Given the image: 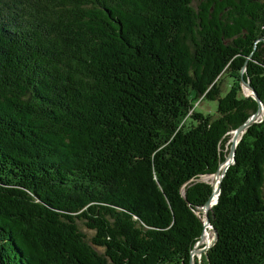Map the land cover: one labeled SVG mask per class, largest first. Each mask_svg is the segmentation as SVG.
I'll list each match as a JSON object with an SVG mask.
<instances>
[{"label":"trees","instance_id":"16d2710c","mask_svg":"<svg viewBox=\"0 0 264 264\" xmlns=\"http://www.w3.org/2000/svg\"><path fill=\"white\" fill-rule=\"evenodd\" d=\"M192 1L0 0V264L189 263L211 194L195 179L257 107L242 68L264 107V0ZM263 190L264 116L202 264H264Z\"/></svg>","mask_w":264,"mask_h":264},{"label":"water","instance_id":"95a60500","mask_svg":"<svg viewBox=\"0 0 264 264\" xmlns=\"http://www.w3.org/2000/svg\"><path fill=\"white\" fill-rule=\"evenodd\" d=\"M242 72H243V68L240 70V76H239L240 85H241L243 90L245 89L247 91V94H245V95H249L255 100L257 107H256V110L253 113H251L242 124H240L233 131H231V136L229 139V146H228L227 153H226L224 159L218 164V167L216 168L214 173L211 174L216 178V180L214 181V183H216V185L214 187L213 181L209 182V184L211 186V194L206 199L204 204L200 207L203 210L202 214L204 217L203 220L201 219L202 220V226H203L202 231H204L205 229L211 228V231L213 233V241L216 238V232H215V229L209 223L208 211H209L210 207L213 204H215V202H216V199H217V196L219 193V182L221 181V178H222L227 166L233 162L234 148H235V145L239 139V136L243 132L244 128L253 122L261 121L263 116H264V107H263L261 101L259 100L257 94L253 90V88L248 84L247 81H245L243 79ZM213 241L211 243L202 245L200 248H197L196 251H194L195 252V256H194L195 257V263L194 264H200L201 255L204 254L205 251L212 245ZM195 244H196V242L193 244V246L190 250V259H189L188 264H191V257H192V253H193V249H194Z\"/></svg>","mask_w":264,"mask_h":264},{"label":"rangeland","instance_id":"374dc122","mask_svg":"<svg viewBox=\"0 0 264 264\" xmlns=\"http://www.w3.org/2000/svg\"><path fill=\"white\" fill-rule=\"evenodd\" d=\"M191 6L195 9V6H196V1L195 0H193L192 2H191ZM225 86H226V83L224 82L223 83V89L225 88ZM243 93L244 94H247V91L244 89L243 90ZM213 108H214V104H213V102H210V101H204V100H202V101H197L196 102V109H198V110H200V111H202V112H212V110H213ZM195 180H198V181H203V182H207V183H209V182H212L213 180H214V176H210V175H200V176H198ZM264 191V190H263ZM203 211V210H202ZM203 214H202V212H201V216H202ZM204 219V217L202 218V220ZM78 227H79V229H80V231L81 232H83L84 233V235L86 236V238L88 239L90 236H91V234H92V232L90 231V230H88L87 228H85V226L82 224V223H80V222H78ZM210 237H211V242L213 241V233H212V231L210 230ZM201 239V238H200ZM210 242V243H211ZM206 244V243H205ZM204 244V245H205ZM197 246V245H196ZM201 247V246H200ZM203 255V254H202ZM194 263V260H192V264ZM201 264H202V262H200Z\"/></svg>","mask_w":264,"mask_h":264},{"label":"bare ground","instance_id":"6f19581e","mask_svg":"<svg viewBox=\"0 0 264 264\" xmlns=\"http://www.w3.org/2000/svg\"><path fill=\"white\" fill-rule=\"evenodd\" d=\"M215 180H216V178L214 177V180H213V186L214 187L216 185V183H214ZM210 230H211V228L205 229L203 231V233L201 234V239L195 244L194 249H193V253H192V257H191V264H192V260H194V256H195V252L194 251H196L197 248H200V246L204 245L205 243L208 244V243L211 242V237H210V234H209Z\"/></svg>","mask_w":264,"mask_h":264}]
</instances>
